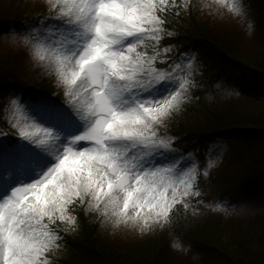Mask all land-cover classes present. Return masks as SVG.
I'll use <instances>...</instances> for the list:
<instances>
[{"label":"snow or ice","instance_id":"1","mask_svg":"<svg viewBox=\"0 0 264 264\" xmlns=\"http://www.w3.org/2000/svg\"><path fill=\"white\" fill-rule=\"evenodd\" d=\"M218 3L247 15L244 0ZM47 6V15L33 17L18 35L66 99L17 96L5 106L6 113L22 108L32 123L10 121L19 136L0 137V264H53L63 240L57 222L74 228L77 205L144 234L172 226L181 209L195 217L205 198L201 166L161 131L196 99L195 90L207 87L194 53L170 55L175 46L165 42L174 37L166 14L180 6L175 0ZM191 7L197 6L183 0L186 12ZM213 163L209 157L203 177Z\"/></svg>","mask_w":264,"mask_h":264},{"label":"trees","instance_id":"2","mask_svg":"<svg viewBox=\"0 0 264 264\" xmlns=\"http://www.w3.org/2000/svg\"><path fill=\"white\" fill-rule=\"evenodd\" d=\"M175 2L180 7L166 14V27L174 37H166L165 42L175 46L170 55L196 47L194 55L202 64L207 87L195 90L196 99L161 131L175 136L173 147L201 166L203 204L195 217L191 210L181 209L172 226L154 227L144 234L132 226L112 232L93 212L77 205L74 228L57 222L63 240L53 264H264L263 230L246 217L252 209L264 214V0H244L247 15L242 18L247 25L243 28L225 22L218 0L213 4L192 0L197 7L187 12L183 0ZM40 10L46 11L36 9ZM27 19L26 11L1 16L0 36H9L12 29L18 35ZM253 31L258 34L252 36ZM23 66L17 65V59L0 56L2 136L16 135L7 120L5 98L11 85L26 87ZM56 90L48 83L35 89L49 97ZM219 140L225 143L220 168L203 177V166L213 158ZM218 204L231 207L235 214L224 217L216 211Z\"/></svg>","mask_w":264,"mask_h":264},{"label":"rangeland","instance_id":"3","mask_svg":"<svg viewBox=\"0 0 264 264\" xmlns=\"http://www.w3.org/2000/svg\"><path fill=\"white\" fill-rule=\"evenodd\" d=\"M213 0H210V2ZM213 4V2H211ZM42 8L45 9L46 11H36V9ZM218 9H221L222 13L220 15L223 16L225 19V22L229 20V23H237L241 24L240 27L247 25V20L245 18H242V16H234L231 13H228L227 10L218 3ZM9 11H26V14L28 16V21L22 24L20 27L23 28V26L29 21L32 20L33 17L40 16V15H47L48 13V6H47V0H0V17L9 13ZM231 23V24H232ZM225 26V25H224ZM226 27V26H225ZM14 33H11L9 36H4L5 34H2L0 36V56L3 59H10L12 61L13 59H17V65L20 63H23V75L21 77L22 81L25 83L26 87H23L21 90L18 89L16 86L18 85H11V90L8 91L7 96H6V102L8 104L9 98H15V97H20L24 102H29L30 99L36 95H42L40 92L35 91L36 87L43 84V83H48L53 85L55 89H57L56 93H54L50 98H53L57 101H64L66 98L63 95L62 88L60 87L58 81L54 76H52L48 69L39 61L34 59L28 51H26V45L23 40L19 39V35H16L15 29L11 30ZM255 34H258V32L254 31L251 33L252 36ZM196 47L193 49L191 48L190 50L194 53ZM198 49V48H197ZM59 94L61 97L59 98ZM49 97V96H46ZM7 120L10 123V121H15L19 122L20 124H25V123H32L31 119L27 116V114L23 111L22 108H9L7 111ZM11 125V123H10ZM13 129L12 131L15 132V136L12 137L13 139L17 138L19 136V129L16 127L11 126ZM2 137V135H0ZM225 146L224 141L219 140L215 144V150L214 153L219 151L221 153L219 159H216L213 156L214 163L212 167L209 170H216L220 168V159L222 157L223 153V148ZM202 169V168H201ZM203 172V169H202ZM87 212H93L96 216V212L92 210H86ZM216 211L218 213H221L224 215V217H230L232 214H235V211L232 210L231 207H227L225 204H218L216 206ZM241 215V213H240ZM246 217L250 221H253V226L258 227L259 230H263L264 233V214L261 211H257L256 209H252L250 211H247ZM99 220L103 222L104 226L106 229L111 230L112 232L116 231L118 228L114 227L111 223H105L103 218L99 217ZM245 223V222H244ZM246 225V223L244 224ZM130 226V225H129ZM255 230V229H253ZM260 232V231H259ZM264 237V235H263ZM193 254L192 252H189L188 255L191 256Z\"/></svg>","mask_w":264,"mask_h":264}]
</instances>
